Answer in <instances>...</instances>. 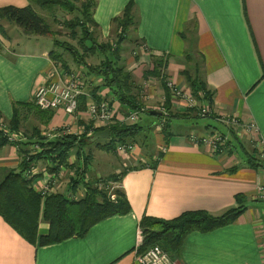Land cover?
Returning a JSON list of instances; mask_svg holds the SVG:
<instances>
[{
  "label": "crops",
  "instance_id": "crops-1",
  "mask_svg": "<svg viewBox=\"0 0 264 264\" xmlns=\"http://www.w3.org/2000/svg\"><path fill=\"white\" fill-rule=\"evenodd\" d=\"M30 1L0 0V7H24ZM89 1H93L92 14L97 23L91 28L93 33L100 42H112L115 38L113 19L121 14L130 0ZM134 2L136 23L121 46V56L142 92L141 101L147 110L161 111L164 107L165 92L161 79L155 80L152 75L145 77V73L153 69V58H161L168 61L167 80L178 88L191 91L183 73L185 70L191 77L205 81L214 91L213 104L205 105L211 111L210 118L224 129H217L209 123L194 124L199 117L190 112L185 100L175 97L171 109L175 116L171 117L168 129L157 127L160 115L150 112L142 119L139 114L138 119L144 122V126L137 119L135 124L141 129L136 139L129 140L135 144L131 155L117 152L111 155L100 147L108 140L104 144L96 141L98 152L103 154L99 169L87 171L85 175V180H89L88 173L91 179H98L146 164L128 170L116 187L124 191L131 210L101 220L83 236L49 245L30 243L0 215V264H139L136 247L143 242L140 222L145 215L174 219L186 211L196 210L220 215L238 205V194L244 196L246 208L236 221L211 231L190 233L180 252L173 257L178 264H264V200L257 189L260 183H264V170L249 167L246 163L242 149L250 140L249 132L232 130V126L220 121L221 117H236L243 124L255 122L258 135L264 142V0ZM5 22L2 23L5 34H0V122L7 125L14 104L33 102L35 91L41 84L58 78L53 75V62L58 63L50 54L55 40L51 34L24 33L23 39L18 35L22 29L16 27L18 32L10 33ZM187 54L192 57L190 61L186 59ZM73 68H60V71L77 77L89 102L94 99L91 88L99 85L101 80L87 76L83 67ZM149 92L159 94L161 106L146 104V100L153 98L145 95ZM98 93L110 102L115 116L128 115L108 88H101ZM42 119L41 115L25 112L23 123L32 122L31 129L26 127L31 130L30 135L35 127L42 135L57 128L82 132L84 125L92 122L86 110L71 116L63 109H57L48 123ZM19 130L24 135V142H28L29 135L21 128ZM194 133L200 136L221 133L227 136L230 146H226L227 152L211 151L208 144L196 145L191 140ZM245 133L246 136L241 137ZM24 142L21 147L10 142L0 147L1 177L18 169L25 151L37 152L36 143L25 145ZM90 146L93 145H87V148ZM164 146L166 152L162 153ZM73 158L71 156V163H76ZM91 158L90 165L98 163L96 156ZM151 159H158L156 167L151 165ZM34 165L35 170L31 176L28 174L34 188L42 194L48 185L51 192H57L56 182L67 170H61L53 177L54 173L49 171L45 160ZM234 166L239 167L230 172ZM110 167L114 172H109ZM72 175L67 181L68 188L61 193L79 199L85 191L78 188L80 195L78 191H72ZM48 231L49 223L41 219L39 236L47 235Z\"/></svg>",
  "mask_w": 264,
  "mask_h": 264
},
{
  "label": "trees",
  "instance_id": "trees-1",
  "mask_svg": "<svg viewBox=\"0 0 264 264\" xmlns=\"http://www.w3.org/2000/svg\"><path fill=\"white\" fill-rule=\"evenodd\" d=\"M77 0H31L30 4L24 7L8 5L0 7V34H5L3 22L16 23L25 34L48 35L52 34L51 27L46 19L37 11L36 7L52 9L53 7L63 8L67 12H78L73 19L66 22L71 29V38L78 39L81 48L68 41L54 40L55 45L69 52L73 61L86 70L89 77L99 78L100 84L93 86L90 90L93 98L101 101L103 98L98 93L101 88H108L113 99L117 100L125 114L134 111L150 113L141 101L140 88L135 83L132 72L126 69L122 61L121 46L126 40L130 28L136 23L134 0H130L121 14L113 19L115 38L113 41L100 42L91 29L97 23L93 18V1L86 0L81 5L76 4ZM80 29L81 35H78ZM51 56L64 69H69L67 61L61 52L52 51ZM89 54H100L102 60L99 64H92L87 61ZM190 55H186L188 61ZM153 69L145 73L157 76L161 79L165 92L164 108L166 111V124L164 130L169 128L172 115L173 94L168 87L165 70L168 61L161 58H153ZM186 75L192 94L201 104H213L214 91L209 89L206 82L199 77H191L188 71ZM87 110V98L80 96L79 111ZM190 112L196 117L200 116L197 108L189 107ZM26 111L43 116L42 121L48 123L55 110H42L34 102H20L13 106V115L9 121L12 131L20 132ZM162 112V111H160ZM162 116L158 117L159 120ZM211 117V116H207ZM2 112L0 110V120ZM110 129L111 137L100 147L116 152L118 143L133 142L136 139L141 127L137 124H126L116 121L108 126L92 128V122L84 125V131L80 133H67L49 139L42 135L39 128L35 127L29 141H20L17 146L23 144H38L40 149L35 153L28 150L18 165V169L11 170L4 177L0 176V215L8 222L21 236L32 244L49 245L61 242L73 236L85 235L96 223L117 214H124L131 210L130 204L123 190L116 188L111 193L100 187V183L120 182L122 176L128 170H134L146 166H134L125 169L118 174L110 175L106 179L85 180L89 169L91 155L85 153V147L91 143L92 135L98 131ZM233 130V128H231ZM27 138V137H26ZM28 139V138H27ZM9 143L8 138L0 128V147ZM134 143V142H133ZM241 144V143H239ZM230 146V141L226 143ZM221 146L220 151L224 148ZM242 146V145H241ZM21 147V146H20ZM243 147V146H242ZM233 146L231 147V150ZM23 150V149H21ZM26 150V149H25ZM246 155V163L249 167L264 170V159L256 153L248 152L243 147ZM75 151L78 165L75 175L71 177L70 184L73 192H77L79 186L84 187V196L75 199L61 192H51L42 195L32 184L28 170L32 164L40 160L47 162V168L57 176L64 168H74L76 163H71L70 158ZM161 154V152H160ZM151 165L156 167L158 159L153 160ZM239 166L229 169L236 171ZM70 190V189H69ZM111 195H115L113 199ZM238 205L220 215H212L205 210L186 211L174 219H163L145 215L140 222L143 242L140 251L159 244L171 255H177L187 235L194 231L207 232L213 229L233 223L244 212V196H236ZM43 219L49 223L47 235L39 236V222Z\"/></svg>",
  "mask_w": 264,
  "mask_h": 264
},
{
  "label": "built area",
  "instance_id": "built-area-1",
  "mask_svg": "<svg viewBox=\"0 0 264 264\" xmlns=\"http://www.w3.org/2000/svg\"><path fill=\"white\" fill-rule=\"evenodd\" d=\"M53 75H57L58 78L41 84L35 91L33 102L42 110L63 109L65 113L71 116H75L77 113H80V96L86 94L78 82L77 77L72 73H62L60 68L54 62ZM168 87L171 89L173 97L178 98L179 100H185L189 107L197 108L200 116L211 115V111L208 106L201 104L191 91L178 88L172 81H168ZM161 111L162 117L157 124L159 129L164 128L166 124V116H163V114H167L165 108L163 107ZM86 112L92 121V128L105 127L116 121L126 124H135L140 114V112L134 111L129 113L127 116L118 118L115 116L110 102L106 99H102L101 101H97L95 99L90 100L87 102ZM220 121L229 127L232 126L239 129V131L249 132L259 148V157L264 159V142L258 135V127L255 122L243 124L240 123L236 117H221ZM0 128L3 130L4 135L8 138L10 143L17 145V143L24 140V135L21 132L12 131L9 126L1 122ZM67 133L80 132H74L66 128H57L50 130L46 133V135L48 138L50 137L53 139ZM191 140L196 145L201 143L208 144L211 147V151L217 152L221 146L226 145L228 138L221 133H212L206 136H200L194 133L191 134ZM35 149L37 151L40 149L38 144L35 145ZM134 150L135 144L133 142L118 143L116 146V152L120 155H131ZM222 150L227 152L228 149L224 146ZM164 152H166L165 146L162 149V153ZM34 166L35 165L32 164L28 170V174L30 176L35 170ZM257 189L260 194V198L264 200V183H260ZM50 192L49 186L46 185L42 190V195H46ZM112 198L114 199V195H112ZM136 249L139 264H178L173 255H171L159 244L153 245L142 252H139V245Z\"/></svg>",
  "mask_w": 264,
  "mask_h": 264
},
{
  "label": "rangeland",
  "instance_id": "rangeland-1",
  "mask_svg": "<svg viewBox=\"0 0 264 264\" xmlns=\"http://www.w3.org/2000/svg\"><path fill=\"white\" fill-rule=\"evenodd\" d=\"M86 0H77L76 1V4L77 5H81V2H85ZM37 11L46 19V21L49 23L50 27H51V30H52V36L55 40H58V41H68L74 45H76L77 47L81 48L80 45H79V40L78 39H72L71 38V29L67 26L66 22L73 19L76 15H78V12H67L66 10H64L63 8L61 9L60 7H53L52 9H44V8H41V7H36ZM5 25L8 26V31H11L10 33H15L18 32V30L16 29V27L18 29H21L16 23L14 22H5ZM78 35H81V31L80 29L78 30ZM18 35L20 37H23V39H25V34L23 32V30H21V32L18 33ZM52 39V38H51ZM53 47V51H57V52H61L62 53V56L64 57V59L67 61L68 65L71 67H74L73 69H76L77 68V64L73 61L71 55L69 54V52L63 50L61 47H58L57 45L52 44L51 45ZM130 55L132 54V52L129 53ZM102 57L101 55L99 54H95V55H92V54H89L88 57H87V61L89 63H92V64H98L100 61H101ZM60 64H57V66L59 68H63L61 65L59 66ZM149 78H152V77H149ZM148 78V79H149ZM154 79L155 80H159L160 79L158 77H155L154 76ZM147 80V79H146ZM157 86L154 85V88L155 90L157 91L158 88H156ZM140 93L141 90H140ZM144 93V91H143ZM146 96H153V98H150L148 100H146V104H148L149 106H152V107H158L160 105V96H158L159 94L158 93H154V95L152 93H145ZM141 96V95H140ZM141 100L143 101V99L141 98ZM144 103V102H143ZM144 106H145V103H144ZM161 106V105H160ZM153 109H157V108H153ZM141 118L144 119L146 116H148V114H146V112H141ZM31 120L30 121H26L25 123H23L24 125L21 127V130L24 131V133H26L27 135H30L31 134V130H26V127L30 128L32 127V124H31ZM138 123H140L141 126H144V122L139 118L138 119ZM209 123L212 127H215L217 129H224V126H222L221 124H219L218 122L212 120L210 117H199L198 119L194 120V124H199V125H203V124H207ZM8 125V124H7ZM233 129L236 131L237 128L233 127ZM239 130V129H237ZM246 136V133L241 135V137H245ZM244 139V138H242ZM108 139H99L97 140V142H100V143H105V141H107ZM96 141L95 142H91L87 145H93V146H90L89 148H87V145L85 147V153L86 154H89L92 156H96L97 159H98V163L97 164H92L90 165V168L88 169V171H91V172H94V171H98L99 169V165H100V156L103 155L101 154V152H98V147H96ZM248 143H245L246 147L245 149L248 150V152H253L254 150H256V153L260 156V151H259V148L257 147L256 145V141L253 140L252 136L250 135V140L247 141ZM92 147V149H90ZM105 150V149H103ZM107 151V150H105ZM243 151V150H242ZM108 153H110L111 155H114L113 154V151H107ZM73 154L72 157H74L73 159L75 160V162L77 163L76 165H74V168H64L62 169L65 173L62 175L63 177L60 178V180H58L56 182V189L57 191H63L66 187L68 188V185L69 184L67 181H68V178L70 176L71 173H73L72 177L75 175V171L77 170L78 168V162H77V158H75L76 154H75V151H73ZM241 156V155H240ZM240 158V157H239ZM243 158V157H242ZM92 160V158H91ZM111 168V167H110ZM101 170V169H100ZM114 169L111 168V170L109 172H114L113 171ZM88 177H89V180H93L91 179V176L90 174L88 173ZM102 179H106L108 176H101ZM99 179V178H98ZM118 183L119 182H107V181H103L101 182L99 185L101 188L105 189V190H108L109 193H111L113 190L116 189V187L118 186ZM114 186V187H113ZM83 189L84 187L83 186H79V190L81 192H83ZM68 191V190H67ZM66 191V192H67ZM80 191H78V195H80ZM85 191V190H84ZM72 196V195H70ZM114 198H115V195H114ZM140 245H139V252H142L140 251Z\"/></svg>",
  "mask_w": 264,
  "mask_h": 264
},
{
  "label": "water",
  "instance_id": "water-1",
  "mask_svg": "<svg viewBox=\"0 0 264 264\" xmlns=\"http://www.w3.org/2000/svg\"><path fill=\"white\" fill-rule=\"evenodd\" d=\"M151 113L154 115H162V113L158 110H151ZM111 137V133H110V129L106 128L103 131H98L96 133H94L90 139V142H95L99 139H110Z\"/></svg>",
  "mask_w": 264,
  "mask_h": 264
}]
</instances>
